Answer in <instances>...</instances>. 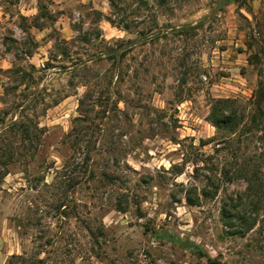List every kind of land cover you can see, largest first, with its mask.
Segmentation results:
<instances>
[{
  "label": "rangeland",
  "instance_id": "obj_1",
  "mask_svg": "<svg viewBox=\"0 0 264 264\" xmlns=\"http://www.w3.org/2000/svg\"><path fill=\"white\" fill-rule=\"evenodd\" d=\"M216 1L0 0V264H264V125L207 118L264 79V2Z\"/></svg>",
  "mask_w": 264,
  "mask_h": 264
},
{
  "label": "trees",
  "instance_id": "obj_2",
  "mask_svg": "<svg viewBox=\"0 0 264 264\" xmlns=\"http://www.w3.org/2000/svg\"><path fill=\"white\" fill-rule=\"evenodd\" d=\"M244 4V0H217V8L221 10L225 5L231 2H238ZM264 2V0H263ZM40 12H42V7L39 6ZM260 13H264V9H261ZM45 14V13H44ZM258 22L247 35L246 46L248 49L254 48L256 44L257 34H258ZM113 57H116V53H111ZM112 57V58H113ZM249 60L254 62H259V56L257 51H254L249 55ZM236 99L220 98L215 99L210 107L208 113V121L215 127V129L221 134L217 139L220 143H229L231 136L237 133L249 134L253 131L263 128L264 125V79H260L257 83V87L254 90L252 97L247 101V103H237ZM23 116V115H22ZM77 120V119H76ZM15 131L21 133L22 140H30L32 136L31 126L24 124L23 121H14L6 129L2 130L1 135L5 131ZM1 139V138H0ZM222 150V147L216 148L215 151L218 152ZM4 163V162H3ZM242 164L237 167L235 171L225 172L227 178H232L234 176L241 177L248 183L247 192L251 189V177L253 173L249 169V166H244ZM249 165V164H248ZM4 166V164H3ZM255 171V168H253ZM251 174V175H250ZM4 176V173L0 172V177ZM190 204H195V202L190 201ZM208 264H218L216 261L208 258Z\"/></svg>",
  "mask_w": 264,
  "mask_h": 264
}]
</instances>
